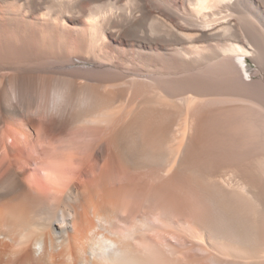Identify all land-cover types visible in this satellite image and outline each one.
<instances>
[{"label": "bare ground", "instance_id": "6f19581e", "mask_svg": "<svg viewBox=\"0 0 264 264\" xmlns=\"http://www.w3.org/2000/svg\"><path fill=\"white\" fill-rule=\"evenodd\" d=\"M0 264H264V0H0Z\"/></svg>", "mask_w": 264, "mask_h": 264}, {"label": "rangeland", "instance_id": "374dc122", "mask_svg": "<svg viewBox=\"0 0 264 264\" xmlns=\"http://www.w3.org/2000/svg\"><path fill=\"white\" fill-rule=\"evenodd\" d=\"M248 67H249V69H250V70H254V68H255V65H254V64H252V63H248Z\"/></svg>", "mask_w": 264, "mask_h": 264}]
</instances>
